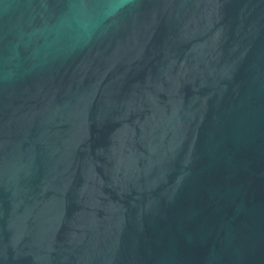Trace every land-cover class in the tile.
<instances>
[{
  "label": "water",
  "instance_id": "obj_1",
  "mask_svg": "<svg viewBox=\"0 0 264 264\" xmlns=\"http://www.w3.org/2000/svg\"><path fill=\"white\" fill-rule=\"evenodd\" d=\"M0 264H264V0H0Z\"/></svg>",
  "mask_w": 264,
  "mask_h": 264
}]
</instances>
